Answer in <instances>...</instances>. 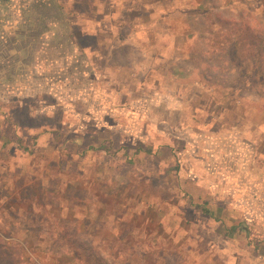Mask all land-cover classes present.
<instances>
[{
  "label": "rangeland",
  "instance_id": "1",
  "mask_svg": "<svg viewBox=\"0 0 264 264\" xmlns=\"http://www.w3.org/2000/svg\"><path fill=\"white\" fill-rule=\"evenodd\" d=\"M195 2L0 0V264H264V0Z\"/></svg>",
  "mask_w": 264,
  "mask_h": 264
},
{
  "label": "crops",
  "instance_id": "2",
  "mask_svg": "<svg viewBox=\"0 0 264 264\" xmlns=\"http://www.w3.org/2000/svg\"><path fill=\"white\" fill-rule=\"evenodd\" d=\"M195 1H197V2H195L196 3V5H194V6H192L193 8H197V7H200V6H204V8L202 9V12H198L199 10H194V11H191V8L190 9H188V10H185V11H183L184 12V14H186V13H194V14H198V15H204L205 13H207L208 12V9H205V7H207V8H211L213 5H215V3L213 2V0H208V5H206V2H205V0H195ZM223 2H224V0H223ZM202 4V5H201ZM211 5V6H210ZM220 5L221 6H219V8H221L222 7V5H223V3L221 4L220 3ZM168 12V11H167ZM175 13H173V12H168V14L167 13H163V12H160V10H159V12H158V15H159V17H160V19L163 21V23L165 24V27H166V29L169 31V30H174V28L172 27V25H171V23L170 22H167L166 21V19L169 17V15H174Z\"/></svg>",
  "mask_w": 264,
  "mask_h": 264
},
{
  "label": "trees",
  "instance_id": "3",
  "mask_svg": "<svg viewBox=\"0 0 264 264\" xmlns=\"http://www.w3.org/2000/svg\"><path fill=\"white\" fill-rule=\"evenodd\" d=\"M259 34V33H258ZM234 45V44H233ZM257 45V44H256ZM256 45L255 44H253V46L254 47H256ZM259 55H263L264 54V45H261L260 44V46H257V51H256ZM252 60V62H254V64H257V61L256 60H253V59H251Z\"/></svg>",
  "mask_w": 264,
  "mask_h": 264
}]
</instances>
